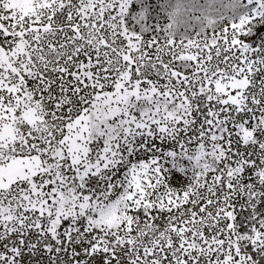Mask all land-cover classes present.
Masks as SVG:
<instances>
[{
    "label": "snow or ice",
    "instance_id": "1",
    "mask_svg": "<svg viewBox=\"0 0 264 264\" xmlns=\"http://www.w3.org/2000/svg\"><path fill=\"white\" fill-rule=\"evenodd\" d=\"M0 264H264V0H0Z\"/></svg>",
    "mask_w": 264,
    "mask_h": 264
},
{
    "label": "trees",
    "instance_id": "2",
    "mask_svg": "<svg viewBox=\"0 0 264 264\" xmlns=\"http://www.w3.org/2000/svg\"><path fill=\"white\" fill-rule=\"evenodd\" d=\"M157 143H159V141H157Z\"/></svg>",
    "mask_w": 264,
    "mask_h": 264
},
{
    "label": "rangeland",
    "instance_id": "3",
    "mask_svg": "<svg viewBox=\"0 0 264 264\" xmlns=\"http://www.w3.org/2000/svg\"><path fill=\"white\" fill-rule=\"evenodd\" d=\"M210 31V30H209Z\"/></svg>",
    "mask_w": 264,
    "mask_h": 264
}]
</instances>
